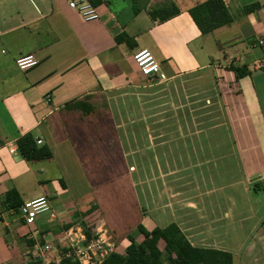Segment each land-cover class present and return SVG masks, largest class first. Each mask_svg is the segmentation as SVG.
Listing matches in <instances>:
<instances>
[{
  "label": "crops",
  "instance_id": "1",
  "mask_svg": "<svg viewBox=\"0 0 264 264\" xmlns=\"http://www.w3.org/2000/svg\"><path fill=\"white\" fill-rule=\"evenodd\" d=\"M88 1L99 16L93 22L71 10L67 0H0V264H59L69 259L71 248L87 239L81 223L90 229L91 239L103 230L109 234L102 209L91 211L86 201L97 183L92 178L97 179L98 169L90 163H105L99 170L112 172L114 163L128 162L119 149L137 144L135 130H172L161 124H120L110 104L120 92L140 85L143 77L134 58L143 50L155 57L168 80L214 73L236 154L222 158L218 191L212 187L214 168L206 173L212 189L208 182L203 210L196 203L198 211L179 214L182 206H176L170 219L163 210L152 214L140 209L132 233L113 229L119 237H109L117 254L125 255L128 236L143 242L139 225L152 232L176 224L194 247L230 253L234 264H264V46H259L264 41V0H223L233 21L206 36L189 11L209 0ZM167 1L180 15L163 24L152 21L149 11ZM255 5L260 8L246 13ZM121 37L127 40L118 43ZM29 55L39 64L22 72L16 61ZM232 66L248 74L237 79ZM104 100L108 108L101 106ZM84 101L92 107L87 116L74 107ZM29 134L43 143L39 147L51 150L52 159L29 163L22 158L17 143ZM100 143L108 155L88 158V169L77 148ZM174 159L182 162L178 155ZM52 165L56 173L50 171ZM23 181L31 183L30 192L23 189ZM12 191L23 204L47 198L50 211L34 226H25L19 209L4 206ZM28 242H35L32 250ZM46 246L49 253L43 252ZM164 247L160 242L161 251Z\"/></svg>",
  "mask_w": 264,
  "mask_h": 264
},
{
  "label": "rangeland",
  "instance_id": "2",
  "mask_svg": "<svg viewBox=\"0 0 264 264\" xmlns=\"http://www.w3.org/2000/svg\"><path fill=\"white\" fill-rule=\"evenodd\" d=\"M216 78L210 71L157 84L143 78L139 86L111 98L110 104L120 124L144 123L152 128L161 124L172 128L154 132L146 126L143 132L135 130L137 144L128 148L123 145L119 149L121 155L128 156V162L124 166L120 161L114 163L112 172L99 170L105 167V163H90L98 169L97 179L92 178L97 183L86 201L89 207L102 209L109 225L107 230L114 239L119 237L115 234L114 237L112 232L117 226L121 233L130 234L136 229L140 209L144 212L151 209L152 214L163 210V216L169 215L170 219L176 206H182L179 214L181 210L182 213H190L191 209L198 211L196 203H199V210H203L202 198L207 194L208 182L210 187L212 184L206 173L213 168L216 173L215 186L212 184V187L216 191L222 187L217 175L222 169V158L235 155L236 150L228 130L230 118ZM107 104L104 100L101 106L108 108ZM142 137L147 141L143 142ZM171 143L172 146H168ZM92 146L77 148L84 166L91 156L103 160L108 155L105 144ZM176 155L182 158V162L175 161ZM229 164L237 169V164ZM127 166L129 172H126ZM49 169L52 173L57 172L53 165ZM32 188L31 183L23 181L26 192Z\"/></svg>",
  "mask_w": 264,
  "mask_h": 264
},
{
  "label": "trees",
  "instance_id": "3",
  "mask_svg": "<svg viewBox=\"0 0 264 264\" xmlns=\"http://www.w3.org/2000/svg\"><path fill=\"white\" fill-rule=\"evenodd\" d=\"M92 1V0H90ZM260 5L246 8V13L259 9ZM152 21L163 24L180 15V10L171 1L154 7L149 11ZM190 17L198 27L202 35H210L215 31L232 23L233 19L223 0H209L197 5L189 11ZM127 37L117 39L118 43L125 42ZM237 79L245 77L248 72L245 68L232 66ZM74 107H79L84 115H89L92 107L87 102H80ZM18 151L22 158L29 163L48 161L52 159V152L48 147H39L32 135H26L19 139ZM23 205L16 191L7 194L4 206L7 210H16ZM97 208H92L91 211ZM88 240L91 239V231L85 223H81ZM67 230L70 227L66 228ZM137 231L144 237L143 242L138 243L135 238L128 236L130 243L125 255L112 254L103 264H234L232 254L194 247L181 229L176 224L161 229L156 228L152 232L139 225ZM163 242L165 247L160 250L159 244ZM35 242H28V248L33 249ZM29 264H39L33 260ZM59 264H78L73 259H63Z\"/></svg>",
  "mask_w": 264,
  "mask_h": 264
},
{
  "label": "built area",
  "instance_id": "4",
  "mask_svg": "<svg viewBox=\"0 0 264 264\" xmlns=\"http://www.w3.org/2000/svg\"><path fill=\"white\" fill-rule=\"evenodd\" d=\"M67 2L69 8L78 12L86 22L98 20L99 16L97 11L88 0H67ZM259 46H264V41L259 42ZM134 60L140 75L147 82L157 84L168 80L161 65L148 50L139 52ZM38 64L39 61L32 55L19 58L16 61L18 69L22 72H27L38 66ZM42 144L41 141L37 142L38 146H41ZM49 211L50 202L47 198H40L26 202L19 208L21 218L27 227L34 226L38 217ZM1 214L2 205L0 198V215ZM50 250L51 247L46 246L43 252L49 253ZM116 253L117 246L112 242L109 234L103 230L89 241H87L85 237H82V240L71 248L67 257L72 258L78 264H103L109 256ZM37 258L38 257L36 256V259Z\"/></svg>",
  "mask_w": 264,
  "mask_h": 264
}]
</instances>
